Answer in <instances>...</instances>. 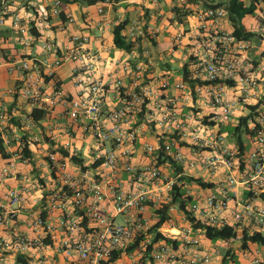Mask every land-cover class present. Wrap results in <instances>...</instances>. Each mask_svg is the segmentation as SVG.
<instances>
[{
	"label": "built area",
	"instance_id": "obj_1",
	"mask_svg": "<svg viewBox=\"0 0 264 264\" xmlns=\"http://www.w3.org/2000/svg\"><path fill=\"white\" fill-rule=\"evenodd\" d=\"M177 1L186 17L195 15L198 24L194 30H177L170 38V53L182 65L181 78L173 83L171 71L160 68L161 61L152 50L164 29L149 23L126 25L131 47L115 45L124 56L112 62L111 72L105 70L109 62L104 56L110 48H96L89 35L71 36L66 48L46 39L41 62L23 58L7 64L9 74L22 76L23 82L16 89L0 91V102L7 95H20L31 107L30 116L35 109L51 114L62 105L94 145L89 166L69 145L68 154L48 152L44 160L51 180L32 206L27 201L28 187L9 191L7 203L0 204V264H212L217 252L204 249L193 227L173 232L168 217L157 233L170 242L152 232L165 206L170 213L180 210L173 205L174 188L179 185L189 192V184L180 179L198 165L211 173L219 167L230 173L221 182V197H199L188 206L196 222L262 234L264 206L256 202L264 197V106L259 100L264 82V51L259 49L264 38L238 39L234 31H227L228 12L217 7L221 0H196L203 5L197 12L192 9L194 0ZM62 7L61 0H43L25 20L14 13L10 0H0V26L10 19L21 43L29 47L39 37L32 29L38 33L48 28L51 19L61 17ZM67 17L72 23V16ZM260 22L264 27V17ZM66 63L74 64L76 94L66 93L58 81L49 92L47 81H56ZM199 99L212 112L196 119ZM240 106L253 110L254 116L242 117L237 126L247 118L243 131H249L256 145L248 155L251 167L243 182L232 174L242 149L230 148L222 132ZM7 121V111L0 108V126ZM205 129L209 132L204 133ZM151 136L158 145L148 141ZM13 140L18 150L3 169V180L13 177L17 163L30 165L33 158L25 151L40 143L38 137L29 141L16 135ZM137 144L145 161H135ZM189 145L206 154L188 161L184 149ZM72 157L83 160L87 170ZM70 164L79 167L80 173H74ZM176 165L185 171L171 176L166 169ZM239 185L248 191L247 200L236 198ZM241 253L242 264H264L261 246L242 247Z\"/></svg>",
	"mask_w": 264,
	"mask_h": 264
},
{
	"label": "crops",
	"instance_id": "obj_2",
	"mask_svg": "<svg viewBox=\"0 0 264 264\" xmlns=\"http://www.w3.org/2000/svg\"><path fill=\"white\" fill-rule=\"evenodd\" d=\"M10 1L13 3L14 13L18 14L25 20H28V18L34 14L37 7L43 4V0ZM223 1L224 0H221V2ZM241 1L244 2L246 6H249L254 2V0ZM191 4L193 11L197 12L203 10V5L198 1L194 0ZM256 5V15L246 16V18L252 19V23L255 25L254 28H250L249 25L246 27L243 24L242 25L247 31L253 32L256 35H261L264 38V27H262L260 22L264 17V2L260 1L259 3H256ZM181 7V4L178 3L177 0H158V4H156L154 0H119L118 3L112 2L110 5H107L104 2L92 5L83 1L71 4H65L63 2L62 9L65 21L62 17L51 19L48 28L41 29V31L38 32L39 37H36V40L29 47H25L21 43L19 35L11 28V20L9 19L6 25L0 26V91L4 92L10 89H16L23 82L22 76L9 74L7 64L23 58L35 59L36 61L38 60L41 62L45 59L41 46L46 39L53 41L62 48H66L70 46L71 36L89 35L93 40V46L96 48H101L102 46L110 48V53L104 56L106 57V62H109L107 65L105 64V70L111 72L115 66L112 62H115L117 58L124 56V51L119 50L114 42L115 27L119 25V22L124 21H127V25H130L133 22H138L142 25L149 23L164 29V33L153 42L154 46L152 47V50L155 53V56L161 61L160 68L171 71V74L169 75L170 82L173 83L178 81L181 78L182 65L177 62L170 53L172 48L170 38L177 30H194L198 24L195 15L188 16L184 18L183 22H180L176 14V9ZM100 9H104V13H100ZM68 15L72 16V23L68 21ZM224 27L229 32L234 31V27L230 21L225 20ZM125 30L123 32L124 35L126 34ZM144 45L148 46V42L144 43ZM259 50L264 51V43ZM73 67V63H66L61 67L57 72L55 78L56 81H47V90L51 92L54 83L58 81L66 93L69 95H75L77 90L73 84ZM118 76H122V73L119 72ZM125 81L129 82V79H125ZM259 98L262 105L261 107H263L264 82L261 86ZM196 106L197 107L194 108V111L197 112L196 119L204 117L212 112L211 108L203 104V99H199ZM0 108L5 109L8 114L7 123L0 126V137L4 141L6 153L8 155V158H4L0 153L1 205L7 203L6 195L10 190H19L22 186H26L30 190L27 195V201L30 206H32V203L36 198L40 197V193L46 190V184H49L51 180L50 173L44 160L48 152H67L66 146L69 145L68 148L79 152V156L84 160L85 166L91 164L89 152L94 145V141L83 131L79 121H74L67 115L65 108L62 105L57 107V109L51 114H46L45 119L39 122L32 119L30 116L31 107L20 95L15 94L5 96L0 102ZM249 114L253 115V110L249 109L247 106H240L236 111L232 123L222 127V132L227 141L226 144L230 148L240 149L241 145L238 142L239 139L242 143V150L240 149L242 155L240 156L237 167H235L232 173L240 182L245 180L247 173L250 171L251 165L248 160V155L255 150L256 145L253 142L249 131L236 133V131L233 130L237 127V123L240 119ZM29 118L31 122L33 121L30 125L28 124ZM205 132H209V130L205 129L204 133ZM16 135L23 136L24 140L29 141L34 137H38L40 143L35 146H30V151L33 156L31 164L25 166L21 163H17V170L13 173V177L3 180L1 178V173L7 164L12 162L13 153L18 150V144L13 140ZM7 139L13 140L11 144L6 143ZM148 141L158 145L156 138L153 136L149 137ZM184 151L188 161L196 160L197 156L206 154V151L201 148L190 145L186 146ZM135 161H145L141 144H137ZM70 169L76 174L80 173L79 167H75L72 164H70ZM166 170L171 176L178 175V173H180L179 171H183V173L185 171L181 165H176L172 168L168 167ZM186 173L184 174L187 177L212 185L211 187L205 188L197 183H188L189 192L182 187L181 189L184 196L190 197L192 199L191 203H193L199 197L210 195L221 197L223 193L221 182L227 179L230 172L225 167H219L214 173H211L209 169L198 165L195 168L186 171ZM235 190L236 198L238 200H247L250 197L248 191L242 185L237 186ZM256 203L260 206H264V197L257 199ZM168 217L172 219V225L169 228L173 232L179 231L183 228L193 227L192 223L186 219L183 212L179 209H176L171 213L168 212ZM118 221L121 220L118 219ZM237 231L238 238L235 240L213 241L208 239L201 229L194 228L195 235L200 238L204 249L208 252H217V255L213 258L212 264H228L230 262H235L237 264L245 263L241 253L242 235L244 231L248 234H252L253 232H250L249 229H238ZM260 232L264 234V230H261ZM257 246H261V248L264 249V245L254 243L248 244L249 248Z\"/></svg>",
	"mask_w": 264,
	"mask_h": 264
},
{
	"label": "trees",
	"instance_id": "obj_3",
	"mask_svg": "<svg viewBox=\"0 0 264 264\" xmlns=\"http://www.w3.org/2000/svg\"><path fill=\"white\" fill-rule=\"evenodd\" d=\"M61 1L64 2L65 4H71V3L83 1V2H86V3L92 5V4H97L99 2H105L107 0H100V1L76 0L74 2H71L70 0H61ZM109 1L115 2V3L119 2V0H109ZM208 1H211V0H208ZM260 1L264 2V0H254V2H252V4H250L249 6H246L244 4V2H242L241 0H224L223 2H220L218 4V6H217L218 8L219 7L220 8L221 7L226 8V10L228 12V18L234 27V36H236V38L248 40V39H250L256 35L253 32L247 31L245 29V27L242 25L241 21H242L243 17L256 15V11H257L256 3H259ZM209 6H211V5H208V3H206V7H209ZM176 14H177V17L179 18L180 22H183L184 18L187 15L180 8L176 9ZM61 17L65 21L64 13L61 15ZM126 25H127V21H124L115 27L114 42H115V45L117 47L125 49V50H129L131 46H130V44H128V42L126 41V37L123 34ZM32 33L34 35L38 36L37 30L32 29ZM46 114L47 113L43 110L35 109L31 115V117L33 118L34 121L39 122V121H42L43 119H45ZM246 125H247V118L242 119L241 124L239 126H237L235 128V130H233V131H236V133H241L243 131V128H245ZM238 142L240 143L241 148H242L241 140L239 139ZM0 153H1L2 157L8 158V155L6 153V148L4 145V141L1 137H0ZM64 153L68 154L66 152H64ZM25 154L27 157L32 158V153L29 150H26ZM72 159L76 163H81V165L83 166V160H80L76 157H72ZM83 168H84V170H87V167L83 166ZM180 181L181 182L182 181L187 182V183H197L200 186H203L205 188L212 186L210 184L204 183L200 180H196V179H193L190 177L189 178L182 177L180 179ZM191 201H192V199L190 197L184 196V193L182 192L181 187L179 185H176L174 188V192H173V205L179 206L180 210L186 215V218L188 219L189 222L192 223V225L195 229H201L204 232L205 236L208 239L213 240V241H216V240L227 241V240H235L238 238V231L235 228H232V227L217 228V227H212L210 225H206V224L201 223V222H196V219L194 218L192 213L190 211H188V206L191 203ZM168 210H169L168 206H165L164 209L160 212L161 219L157 223V225L153 228L152 232L157 233V229L162 227L163 224L166 223V221L168 219ZM157 236H158L157 239L161 238V239H165V240L170 242V240H168V238L166 236H164L162 233H157ZM249 243L264 245V235L260 234V233H254V234L250 235L246 231H244L243 235H242V247L247 248ZM174 244H177L176 241L174 242ZM224 261H226V260H224Z\"/></svg>",
	"mask_w": 264,
	"mask_h": 264
},
{
	"label": "rangeland",
	"instance_id": "obj_4",
	"mask_svg": "<svg viewBox=\"0 0 264 264\" xmlns=\"http://www.w3.org/2000/svg\"><path fill=\"white\" fill-rule=\"evenodd\" d=\"M241 22H242V24H243L245 27L249 25V27L253 29L254 26H255V25L252 23V19H251V18L248 19V18H246V17H243ZM222 252H223V251H222Z\"/></svg>",
	"mask_w": 264,
	"mask_h": 264
},
{
	"label": "water",
	"instance_id": "obj_5",
	"mask_svg": "<svg viewBox=\"0 0 264 264\" xmlns=\"http://www.w3.org/2000/svg\"><path fill=\"white\" fill-rule=\"evenodd\" d=\"M70 1H72V2H73V1H75V0H70ZM95 1H100V0H95Z\"/></svg>",
	"mask_w": 264,
	"mask_h": 264
}]
</instances>
